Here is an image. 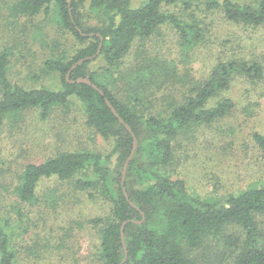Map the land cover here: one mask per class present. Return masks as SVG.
I'll list each match as a JSON object with an SVG mask.
<instances>
[{
  "label": "trees",
  "instance_id": "16d2710c",
  "mask_svg": "<svg viewBox=\"0 0 264 264\" xmlns=\"http://www.w3.org/2000/svg\"><path fill=\"white\" fill-rule=\"evenodd\" d=\"M199 1L209 10L221 9L229 21L264 27V0L256 3L145 0L140 6H134L132 0H21L18 8L26 14L55 10L53 18L77 40L75 52L44 62L49 72L60 77L61 88H26L12 83L8 75L9 53L0 52V126L10 114L38 108L47 117L54 108L76 98L84 107L87 124L105 139L114 140L108 153L81 149L60 153L40 163H28L16 187L18 198L29 202L35 198L43 177L57 175L67 180L83 171L85 176L77 179L76 185L81 188L97 185L113 202L110 215L91 220L99 225V258L103 264H198L187 255L185 244L200 247L210 234H220L229 225H238L245 232L235 264H264V235L255 217L264 212V181L237 195L202 197L191 193L183 179L173 178L162 170L172 162L173 142L179 133L195 124L211 123L234 108L231 98H222L215 106L208 107L210 98L228 89L236 73L251 80L260 79L263 66L241 58L220 61L206 79L198 82L181 75L175 64H168L158 55L134 56L137 62L129 70L120 69L132 51L133 41L151 35L165 23L178 29L184 50L190 51L201 44L205 30L193 15L194 3ZM177 4H183L188 17L169 9ZM82 59L85 61L73 69L68 80V72ZM95 60L101 62L98 67H91ZM116 73V78L125 82L133 106L130 100L109 88L106 80ZM82 77L89 78L97 88L86 82H72ZM165 83L187 86L188 94L179 102L171 99L174 106L165 116L141 114L135 106L151 104L145 100V90ZM107 99L137 138L124 183L134 205L127 199L122 185L134 136L112 112ZM254 138L264 151V132H256ZM126 221L127 253L121 234ZM5 226L0 222V264H16L17 256Z\"/></svg>",
  "mask_w": 264,
  "mask_h": 264
},
{
  "label": "rangeland",
  "instance_id": "374dc122",
  "mask_svg": "<svg viewBox=\"0 0 264 264\" xmlns=\"http://www.w3.org/2000/svg\"><path fill=\"white\" fill-rule=\"evenodd\" d=\"M20 1L0 0V52L9 53V79L26 88H61L60 77L49 72L44 62L72 54L77 40L53 18L55 10L26 14L18 8ZM144 1L132 3L140 6ZM169 9L183 18L189 16L183 4ZM193 15L205 30L201 44L184 50L178 29L165 23L151 35L133 41L120 69L129 70L137 62L134 56L157 55L195 82L206 79L220 61L234 58L254 60L264 68V27L229 21L221 9L209 10L200 1L194 3ZM98 61L91 67H98ZM116 75L106 80L109 88L130 100L125 82ZM188 88L176 83L155 85L145 90L150 106L135 107L141 114L165 116L174 106L171 99L181 101ZM222 98L233 100L231 112L179 133L173 142L172 162L162 169L183 179L191 193L202 197L237 195L264 181V151L254 138L256 132H264V73L256 80L234 74L229 88L211 97L207 106H215ZM113 146V139H105L87 124L84 107L76 98L54 108L47 117L38 108H27L5 118L0 126V222L6 225L16 264H103L99 225L91 220L110 215L113 202L97 185H76L85 176L83 171L67 180L57 175L43 177L29 202L18 198L16 187L28 163L81 149L108 153ZM255 217L264 235V212ZM244 238L242 227L229 225L220 234H210L202 246L185 244L184 249L198 264H235Z\"/></svg>",
  "mask_w": 264,
  "mask_h": 264
},
{
  "label": "water",
  "instance_id": "95a60500",
  "mask_svg": "<svg viewBox=\"0 0 264 264\" xmlns=\"http://www.w3.org/2000/svg\"><path fill=\"white\" fill-rule=\"evenodd\" d=\"M87 59H89V58H87ZM84 61H85V59H82V60H80L79 62H77L76 64H74V65L72 66V68L70 69V71H69L68 74H67V79H68V80H69V75L71 74V72L73 71V69H75V68L77 67V65L83 63ZM74 81H76V82H86V83L91 84V85H93L94 87L97 88V86H96L95 84H93L92 81H91L89 78H83V77H82V78H79L78 80H72V82H74ZM106 101H107V104L109 105V107L111 108L112 112L115 114V116H116L118 119H120V121H121V122L127 127L128 130H130V131L133 133V136H134V145H133V149H132V152H131V154H130V156H129V158H128L126 164H125V168H124V171H123V179H122V185H123V188H124V193H125L127 199L130 201V198H129V196H128V193H127V191H126V188H125V184H124V183H125V175H126L127 166H128V164H129L131 158L134 156V153H135V151H136V147H137V138H136V135L134 134V132L132 131L131 127L129 126V124L126 123V122L124 121V119L120 116V114L118 113V111L116 110V108L111 104L110 100L107 99ZM130 203H131L132 205H134L131 201H130ZM127 223H128V221L124 222V223L122 224V227H121L122 241H123V243H124V246H125V249H126V253H127V246H126V244H125V226H126Z\"/></svg>",
  "mask_w": 264,
  "mask_h": 264
}]
</instances>
